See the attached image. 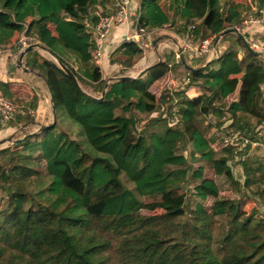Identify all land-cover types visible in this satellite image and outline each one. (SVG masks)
<instances>
[{
	"label": "trees",
	"instance_id": "1",
	"mask_svg": "<svg viewBox=\"0 0 264 264\" xmlns=\"http://www.w3.org/2000/svg\"><path fill=\"white\" fill-rule=\"evenodd\" d=\"M101 1L0 0V45L26 20L77 79L50 57L38 65L47 69L56 121L24 138L37 126L17 129L11 135L18 141L0 159V184L30 177L24 189L0 191V264H264V216L247 212L240 199L229 209H208L204 203L220 194L217 175L235 189L239 182L226 167L227 156L218 153L214 135L204 133L203 118L197 120L222 111L233 123L245 111L264 121V102L256 103L264 83L260 56L236 36L240 47L229 45L189 70L187 89L199 79L203 89L181 100L177 121L161 112L140 121L137 114L155 111L157 104L174 107L172 99L152 90L169 64L156 59L131 75L142 50L134 41L123 42L118 55L128 65L117 76L131 77L110 78L98 99L106 78L82 14ZM140 5L141 26L173 27L200 18L203 35L215 32L216 23L233 27L252 7L248 0H141ZM238 84L241 97L226 103ZM241 132L254 137L256 131ZM182 138L203 163L190 168L187 154L179 151ZM189 174L195 179L193 207L186 192L178 191ZM260 178L264 182V175ZM150 195L157 198L143 199Z\"/></svg>",
	"mask_w": 264,
	"mask_h": 264
},
{
	"label": "crops",
	"instance_id": "2",
	"mask_svg": "<svg viewBox=\"0 0 264 264\" xmlns=\"http://www.w3.org/2000/svg\"><path fill=\"white\" fill-rule=\"evenodd\" d=\"M140 1L141 0H139V2ZM248 1L250 2L251 6L253 4H260V0H248ZM99 5L103 6L104 10H108V8L111 6V0H102L101 2H99ZM188 21L197 22V27L195 30V34H196L195 40H197L198 37L203 36V30L200 24V18L182 20L173 27H169V26L159 27L161 28L159 33L151 37L150 53L146 55L142 51V56H140L137 60H135L133 65L131 66L130 69L131 75L141 74L148 67V65H150L156 59L166 60L170 65L168 72H166L159 79L155 80V82L152 84V87L158 85V83H160V81L162 82L164 78L167 82L171 80L170 76L168 75V73H170L171 70L176 71V73L182 72L183 70H185V73L189 72V70L187 68H184V66L181 64L180 59L179 61L176 62L174 57V54L177 53V49H178L177 46L178 45L177 42L179 40L178 38L183 33V28H184L183 26ZM213 27L215 32H219V34H217L216 36V42L213 47V50L211 51V53L207 55H202L200 57L194 58L195 61L199 63H194V64L189 63L193 67H200V66L203 67L207 61L211 60L213 57L220 54L229 45L236 47L241 46V43L237 40L236 38L237 35L234 32H228L222 34L223 31L222 22L214 24ZM128 29H129V24L126 23L115 25L104 39L103 49H102L103 59L98 64L100 65L102 70L101 71L102 77L103 78L105 77L106 81L109 80L110 77L111 78L118 77L117 75L118 73H120L121 67H127L128 65V63L120 59L119 58L120 56L118 55L119 49L121 48V44H120L121 39L124 36V33ZM218 29L220 30L216 31ZM250 29H251L250 32H253L254 35L256 36H260L264 32L263 26L254 25ZM18 31L19 30H17L13 34V36L6 39L4 45H0L7 48V52H4L0 55V83L3 86V88L5 87L4 86L5 84H8L9 88L12 91L6 90V88H4V90H6L7 93H10L22 105L25 106L28 105L30 107H33L34 112L32 114H19L12 121H10L8 125L5 126L4 129H0V133L5 132L6 136L7 133L8 135H10L11 133L15 132L17 129L24 128L26 125H30V124H34L35 126H37L36 127L37 129L39 124L47 123L51 121L53 115L52 98L49 88L46 84L48 73H45L43 67L41 68L40 66L37 65V63L39 62L35 58L34 59L36 60V66L33 67L30 60L31 58H29L30 52H38V54H41L42 53L41 51L47 50L46 48H49L50 44H47L46 42L40 40L36 42V44H40V45L44 43L43 45L46 46V48L43 46H37V51L31 50L24 53L22 56V61L24 65L23 67H18L16 64V58L20 49L18 48L16 52H13V49L15 47L14 42L18 35ZM230 33H232V36L229 37L232 38L231 41L233 40V44L229 42L228 35ZM207 34H211V33H207ZM161 36L163 37L160 38ZM154 38H157L155 46L153 45L152 42ZM234 39H236V42H234ZM157 48H158V52H156ZM186 56L187 55H184L185 59L187 60ZM258 56H260L262 62H264L263 61L264 57L261 55ZM171 67H173V69ZM186 84H189V82L181 86L182 87L181 91L183 92H179V94L184 93L185 91L184 85ZM263 84L264 83H262V85ZM238 87L239 84L236 89H238ZM236 89L232 93H234ZM232 93H230L228 96H230ZM228 96L226 100L230 98ZM142 114H144V117L148 115L147 113H143V112H140L137 115L140 116ZM27 115H29V117H32V119H27L26 117ZM222 116L224 117V114ZM222 116L220 117V119L222 118ZM220 122L222 123V121ZM257 122H259V119H257ZM219 127L221 129L227 128L225 127L224 124H221V126ZM261 127H262L261 125L257 127L258 131L262 130ZM0 137L2 136L0 135Z\"/></svg>",
	"mask_w": 264,
	"mask_h": 264
},
{
	"label": "rangeland",
	"instance_id": "3",
	"mask_svg": "<svg viewBox=\"0 0 264 264\" xmlns=\"http://www.w3.org/2000/svg\"><path fill=\"white\" fill-rule=\"evenodd\" d=\"M100 7L103 9V6L100 5ZM84 14V12H83ZM82 22H83V17H82ZM232 36V33H230L228 35L229 38V42H231L233 44V40L231 41L232 38L230 37ZM179 39V38H178ZM161 40V39H160ZM49 42V41H47ZM179 42L180 39L177 42V46H179ZM234 42H236V39H234ZM44 44V43H43ZM42 44L43 47L46 48V46H44ZM50 44V42H49ZM48 49V48H46ZM41 54H38V52H30L29 53V58L33 59H37V61L39 63H37V65H39L42 60L45 57H50V55L46 52V51H41ZM184 55V54H183ZM165 56V54H164ZM175 57V54H174ZM39 58V59H38ZM120 59H122L124 62H127L126 57L120 56ZM188 63H199L197 61H195L194 58H190L189 56H186ZM261 58V57H260ZM30 59V60H31ZM176 60V57H175ZM262 60V59H260ZM56 61V60H54ZM264 61V60H263ZM57 62V61H56ZM32 64V61H31ZM59 64V63H58ZM182 64V63H181ZM183 65V64H182ZM184 66V65H183ZM173 69V67H171ZM184 68H186L184 66ZM45 73H47V69L43 68ZM171 70V69H170ZM171 70L170 73H168V75L170 76L171 80L170 82H168L167 84H165V78L164 80L160 83H158V85L152 87L153 92H156V94L160 93V91L163 88L168 89H173L175 90V99H176V103H175V108L174 111L172 113L171 109L168 108L170 107L171 104H169L167 101H165L166 105L168 106H164V110L166 112L169 113V117L173 118V121H175L176 119H178L180 117L179 113L181 112L182 109V103L181 100L188 96H191L192 93H194V91L196 90H201L203 89L202 87V79H199L196 81V83H194L193 87L194 88H188L187 89V84L184 85L185 87V91L184 93L179 94V92H183L182 90V79L184 78L185 74V70H183L182 72L176 73V71ZM189 73V72H188ZM241 84V83H240ZM239 84L238 89H236V91L234 93H232L230 96V98H228L226 100V103H228L229 101L233 100V99H239L241 97V90L240 87L241 85ZM6 88V90H10L9 85L5 84L4 85ZM99 84L94 83V87L98 88ZM10 94V93H8ZM169 94V93H168ZM11 95V94H10ZM264 102V84L261 87L260 92L258 93V95L256 96V103H263ZM160 106L157 104L156 109H158L160 111ZM116 112H119V110L117 109ZM223 112H219L216 111L214 112V114H201L197 117V120L202 119L200 125H204V133L207 136L210 135H214V138L217 141L218 144V153H224L227 158V164L226 167H228L230 169V171L233 174V178L236 179L239 182V186L235 189L232 186V183L224 178L223 176H216V180L218 182V185L220 187V194L218 197L214 198V197H209L207 200L204 201V203L206 204L207 208L209 209V207H217L219 205H224L226 209H229V207L232 208L233 203H238L240 200L241 202H243V207L245 208V210L247 212L249 211H253V213L256 215H262L264 216V182L263 179L260 178L264 175V151L262 149L261 144H257L255 146H252L250 143H246V141L244 142L241 139H239L238 141L234 140L235 142H231L228 141L226 142L224 137H220V133L219 131L222 130V132H224L226 134V136H231L230 129H232L233 131L235 130H239V132L241 131H246L248 130L249 132H253L256 130V128L261 125V129L260 131H258V129L255 132V138H259L262 139L264 136V121L259 119V122H257L256 117H254L252 114H250L249 112H245V111H240L237 113L236 115V121L232 123L228 122L226 120V118H224L223 116ZM153 116L152 114L149 116L151 117ZM222 116V118L220 119V117ZM222 121V123L225 121V123H227L228 127L227 128H220L219 125H221L222 123L220 122ZM50 122V121H49ZM224 123V125H225ZM7 126V125H6ZM4 126H0V129H4ZM242 129V130H241ZM3 132L0 133V135H2ZM12 134V133H11ZM5 137V136H3ZM2 138V137H0ZM259 141V140H257ZM261 141V140H260ZM259 141V142H260ZM15 141H5L3 143L0 144V159H4L7 155V150H5V148H12V144ZM264 142V141H263ZM225 143V144H224ZM179 151H183L185 154H187L188 156V163L190 168H194L198 163H203L202 160L199 159L197 154L193 153V149H192V145L190 142H188L186 140V138H182L181 142L179 143ZM4 148V149H3ZM87 161H85L86 163ZM206 163V162H205ZM84 165V164H83ZM77 169L79 170L81 168V165L76 166ZM191 172V170H189V173ZM246 177H249V184L248 185H244V180ZM28 179H30V177L28 178H21V179H17L15 181H13L12 183H2L0 184V191L3 193V191L8 190L9 188H15V187H19L20 189H24L26 187L27 181ZM129 183H131L130 181H128ZM195 183V179L191 176V174L188 175L187 178V183L185 184L184 188L179 189L178 191H185L186 194L188 195V205L190 207H193L196 198L191 196L190 192H191V188L192 185ZM249 195H252L251 197H249ZM154 198H157L156 196L150 195L147 197H144L143 199L145 201H149L152 200ZM1 199H2V195H0V203H1ZM240 199V200H239ZM231 201V202H230ZM232 203V204H231ZM256 215V216H257ZM221 220L225 221L224 216H221Z\"/></svg>",
	"mask_w": 264,
	"mask_h": 264
},
{
	"label": "built area",
	"instance_id": "4",
	"mask_svg": "<svg viewBox=\"0 0 264 264\" xmlns=\"http://www.w3.org/2000/svg\"><path fill=\"white\" fill-rule=\"evenodd\" d=\"M140 13L141 5L139 0H111V6L108 10H104L99 4H96L82 14V27L90 33V37L93 41L94 59L97 63H100L103 59L102 49L105 37L115 25L122 23L129 24V29L124 33L120 44L123 42L134 41L146 55L150 53L151 37L159 33L161 28L152 29L141 26L139 24ZM21 24L22 27L18 31V35L14 42L17 49H24L27 45L39 41L36 31L29 27L26 20L21 21ZM254 25L264 27V5L262 4H253L251 9L245 12L241 20L233 27L244 36L246 43L251 49L257 51L259 55L264 57V32L260 36L254 35L253 32H250V28ZM183 27V33L179 37L180 42L178 48L181 49L184 55L191 58H197L211 53L215 45L216 33L203 35L195 40L197 22L188 21ZM45 51L50 55L51 59L56 61L59 59L55 54L50 52L49 49ZM4 52H7V48L0 46V55ZM175 57L176 62L179 61L178 53H175ZM190 80L191 76L187 72L182 79V82L185 84L190 82ZM168 82H170V80ZM168 82L165 81V84ZM160 93H164L166 100L172 99L174 107L171 111L173 113L176 103L175 90L169 89L168 91V89L163 88ZM164 106H167L165 102L160 106V111L157 109L147 114L150 116L151 114L157 115L161 112L162 115L168 116V118L173 121V118L169 117L167 109L165 112ZM33 112V107L19 103L12 95L5 92L0 83V126L8 125V123L19 114H32ZM148 115L145 117L144 114L140 116L138 115V120L143 121L148 118ZM177 120L178 119L175 121ZM257 129L258 128H256V130ZM219 133L220 137H224L226 142H235L234 140L238 141L242 138L243 141L245 140L246 143H250L252 146L261 144L264 151V136L262 139H259L255 138V135L252 137L250 134L246 135L245 133L239 132V130L233 131L232 129H230L229 132L231 133V136H226L222 131H219ZM257 140L261 141L259 142Z\"/></svg>",
	"mask_w": 264,
	"mask_h": 264
},
{
	"label": "water",
	"instance_id": "5",
	"mask_svg": "<svg viewBox=\"0 0 264 264\" xmlns=\"http://www.w3.org/2000/svg\"><path fill=\"white\" fill-rule=\"evenodd\" d=\"M228 32H234L242 40L243 44L245 45V47L248 50H250L255 55H259L257 51L251 49L248 46V44L246 43V41L244 39V36L239 31H237L234 27H230V28L223 29L222 34H225V33H228ZM156 41H157V38H154L153 41H152L154 46L156 44ZM215 42H216V40H215ZM37 46H42V45L36 44V43H32V44L27 45L24 49H20V51L18 52L17 58H16V64H17L18 67H23V65H24V63L22 61L23 54L26 53V52H28V51H31V50L32 51H37ZM16 51H17V47H14L13 52H16ZM177 53H178V56H179V59H180L181 63L188 70L192 71L194 69L199 68V67H193L191 64H189L186 61V59H185V57H184V55H183V53H182V51H181L180 48L177 49ZM57 63H59L60 67L69 75V77L75 83H77V79H76L74 73L72 72V70L63 61H61L60 59L57 60ZM118 77H131V75H123V76H118ZM106 85H107V81L105 82V84L103 86V89L101 91V95L98 97V99L102 98V96L104 94V89H105ZM52 114L53 115H52V119H51L50 122L39 124L38 128L35 131L25 133L22 138H24V137H26L28 135H32L34 133H37V132H39L40 130H42L44 128H48V127L52 126L55 123V121H56V114H55V110L53 108V105H52ZM5 141H15L16 142V141H18V139H12V135L10 134V135H7L5 137L0 138V144L3 143V142H5Z\"/></svg>",
	"mask_w": 264,
	"mask_h": 264
}]
</instances>
